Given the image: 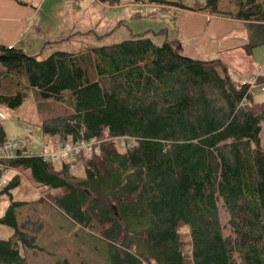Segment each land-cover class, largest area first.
I'll use <instances>...</instances> for the list:
<instances>
[{
	"label": "trees",
	"instance_id": "obj_1",
	"mask_svg": "<svg viewBox=\"0 0 264 264\" xmlns=\"http://www.w3.org/2000/svg\"><path fill=\"white\" fill-rule=\"evenodd\" d=\"M131 1L200 13L218 4ZM238 4L247 8L231 18L245 22L251 55L264 44V0ZM0 66V106L18 109L36 90L46 138L108 137L99 155L82 159L80 179L36 157L9 164L63 190L55 205L107 241L111 264H264V103L249 95L250 106H239L247 87L236 88L220 60L190 59L141 35L45 58L0 45ZM50 105L62 113L47 116ZM121 136L135 139L130 150L118 149L113 138ZM18 182L13 176L0 194ZM20 205L10 200L0 217L13 231L0 240V264H27L19 247H35L41 225L19 222Z\"/></svg>",
	"mask_w": 264,
	"mask_h": 264
},
{
	"label": "rangeland",
	"instance_id": "obj_2",
	"mask_svg": "<svg viewBox=\"0 0 264 264\" xmlns=\"http://www.w3.org/2000/svg\"><path fill=\"white\" fill-rule=\"evenodd\" d=\"M20 1L29 7H39L36 19L31 24L32 29L21 41L26 47H20L26 55L38 58H45L57 51L78 53L141 35L149 37L155 45H161L165 40L162 32L166 29L168 36L170 35L174 30V17L177 16L173 11L167 10L171 6L139 5L131 0H122L115 6L101 4L97 0H42L44 2L41 4L40 0ZM169 1L196 8L206 3V0ZM240 1L218 0L216 9L208 6L205 12L236 16L244 13L247 8L240 6ZM248 33L250 32L247 29L246 34ZM64 36L68 39L63 42L49 43ZM247 39L250 41L249 36ZM253 50L256 55L252 54L251 59L242 66H245L244 70L247 72L257 73L264 68V44ZM227 67L234 72L231 67ZM41 102L38 92L31 90L18 109L11 110L0 106V123L6 140L15 142L30 139L27 149L32 155H38L47 140L37 113ZM47 107V116L62 113L58 105L56 108L52 105ZM82 159L75 175L78 179L84 177ZM53 165L56 170V165ZM13 176H18L19 182L15 188L9 190V194H0V217L12 200L21 204L17 215L19 222L30 217L41 225L35 247H19L27 264H111L109 258L112 251L107 241L83 229L55 205V198L63 190L42 189L43 185L37 183L22 168H17L16 172L8 171L0 177V187ZM12 233L10 228L0 225V240L9 239Z\"/></svg>",
	"mask_w": 264,
	"mask_h": 264
},
{
	"label": "crops",
	"instance_id": "obj_3",
	"mask_svg": "<svg viewBox=\"0 0 264 264\" xmlns=\"http://www.w3.org/2000/svg\"><path fill=\"white\" fill-rule=\"evenodd\" d=\"M42 2L44 1L40 0L39 3ZM38 10L39 7L20 5L14 0H0V45L26 47L21 41L32 29L31 24L35 21ZM167 10L173 11L177 16L174 17L172 27L174 30L169 36L167 30L165 29V32L162 29L164 41L171 43L182 56L200 61L220 60L233 69L234 72L230 71V75L238 82L246 81L256 74L245 71V66H242L246 65L251 56L256 55L253 53L254 50L251 51V55L246 53L248 34L243 20L178 7H169ZM66 38L68 39L64 36L49 43L57 44ZM2 71L3 69H0V72ZM263 79H260L259 86L252 90L254 104L264 103V91L260 89Z\"/></svg>",
	"mask_w": 264,
	"mask_h": 264
},
{
	"label": "built area",
	"instance_id": "obj_4",
	"mask_svg": "<svg viewBox=\"0 0 264 264\" xmlns=\"http://www.w3.org/2000/svg\"><path fill=\"white\" fill-rule=\"evenodd\" d=\"M263 78L264 68L260 69L256 74L252 75L243 82H238L234 79V77H232L234 83L236 84V88L243 85L247 87L246 94L239 106H250L248 96L252 95V90L256 86H259L258 82ZM260 89L264 91V81ZM107 140H109L108 137L105 139L91 138L80 139L77 141H73L72 138H68L65 142H60L57 138L48 137L38 155H32L28 151L27 148L31 143L28 138L15 142L5 140L3 143H0V177L8 171L16 172V169L12 168L9 164L11 161L32 157L55 164L57 171L66 169L69 175L75 176L80 160L86 156L99 155L100 144ZM113 140L118 146V149L123 151L130 150L135 142V139L129 136L116 137L113 138ZM2 188L3 187L1 186L0 190ZM41 188L47 189L46 186H42Z\"/></svg>",
	"mask_w": 264,
	"mask_h": 264
}]
</instances>
